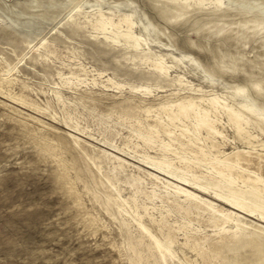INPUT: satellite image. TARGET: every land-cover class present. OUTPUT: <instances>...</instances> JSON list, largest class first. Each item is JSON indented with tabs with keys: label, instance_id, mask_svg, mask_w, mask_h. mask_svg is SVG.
<instances>
[{
	"label": "rangeland",
	"instance_id": "rangeland-1",
	"mask_svg": "<svg viewBox=\"0 0 264 264\" xmlns=\"http://www.w3.org/2000/svg\"><path fill=\"white\" fill-rule=\"evenodd\" d=\"M234 191L264 200V0H0V264H264Z\"/></svg>",
	"mask_w": 264,
	"mask_h": 264
},
{
	"label": "bare ground",
	"instance_id": "bare-ground-1",
	"mask_svg": "<svg viewBox=\"0 0 264 264\" xmlns=\"http://www.w3.org/2000/svg\"><path fill=\"white\" fill-rule=\"evenodd\" d=\"M220 1V0H219ZM129 20V19H128ZM104 23V22H103ZM128 23V22H127ZM182 111V110H181ZM202 116V115H201ZM198 123H197V128H205L207 129L208 133H211L213 132L214 128L212 126V124L209 122L208 118H206L205 116L204 117H201V118H198ZM185 130V129H184ZM190 144V143H189ZM157 168H161L160 165H157L156 166ZM227 170V169H226ZM182 171V170H181ZM183 172V171H182ZM253 182V181H252ZM260 182V181H259ZM253 186H255L254 183H252ZM257 185V184H256ZM221 187V186H219ZM226 187V186H225ZM224 188V187H223ZM184 190V193L187 195V197L189 198H193V200H195L194 202H192V205L193 206H197L198 209L200 207L201 204H207L203 199H201L202 197H200L198 194H195L193 193L192 191L188 190V189H183ZM240 191H234V194L235 196H233V198H229V197H226V196H223V195H220L218 194V196L220 197V200L222 202H225V203H229L233 209L237 210V211H242V212H249L250 214L254 213L258 208L257 206L258 205H261V206H264V200L263 199H258V194L255 193V192H252L253 194L252 195H247V194H242L239 193ZM182 193V192H181ZM247 195V196H246ZM217 196V197H218ZM248 201H247V200ZM208 201V200H207ZM210 207V205H209ZM212 207V206H211ZM207 209V208H206ZM259 215L261 216V218H264V211L259 209ZM217 212V215L216 217L218 218H223L225 221L224 223H226L227 221H231L233 220V213H229V212H224V211H216ZM248 213V214H249ZM216 214V213H215ZM214 214V215H215ZM257 214V213H256ZM238 217V216H237ZM217 221V219H216ZM222 222V221H221ZM215 225H220V222H216ZM224 225V224H223ZM143 227V230L147 233V234H150L151 237L155 238L156 239V244L158 246L159 249H162L163 248V244L161 243L160 240H158L156 237H154V235L151 233V231H149L147 229V227L141 225ZM223 228V227H222ZM237 228L239 230L242 231L241 235L242 237H237L236 235H234L232 238L235 239V246H240L241 245V241H239V239H245L244 241L246 242H249V243H253L255 241V237L251 234H249L251 231H254L257 234H262L260 229L258 227H253L251 225H248V224H245L243 222H240L239 220L237 221ZM253 233V232H252ZM218 235V234H217ZM228 237V236H227ZM188 238V237H187ZM218 238L220 239H217L216 241L210 243L212 244L211 245V251L215 254V255H218L220 254L221 251H223L225 248L229 249L230 251H232L233 249H236L233 245L229 244L228 241H234V240H224L223 239V236H219ZM239 238V239H237ZM198 240L197 238L195 239V241ZM200 240L196 241V242H199ZM202 243V241H200ZM194 244V243H193ZM239 244V245H238ZM198 247H201V245L198 243L197 244ZM243 249V247H241ZM164 249V248H163ZM162 249V250H163ZM204 249V248H203ZM158 251H161V250H158ZM169 252V251H168ZM205 253V252H203ZM171 254V253H170ZM165 255V254H164ZM202 255V254H201ZM201 257V256H200ZM171 258H175L174 255L171 254ZM223 258V257H222ZM230 263L232 264H239V261L238 260H234V261H229ZM215 263V262H214ZM182 264H186L184 262H182ZM216 264V263H215Z\"/></svg>",
	"mask_w": 264,
	"mask_h": 264
}]
</instances>
